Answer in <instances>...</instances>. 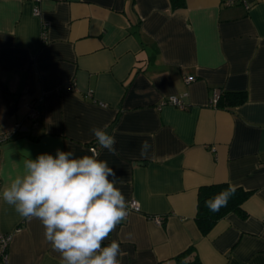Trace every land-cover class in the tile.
Instances as JSON below:
<instances>
[{"label":"crops","instance_id":"1","mask_svg":"<svg viewBox=\"0 0 264 264\" xmlns=\"http://www.w3.org/2000/svg\"><path fill=\"white\" fill-rule=\"evenodd\" d=\"M217 91L246 100L219 109ZM16 125L0 191L28 158L95 144L139 206L103 242H120L121 264H174L190 246L202 264H264V0H0V134ZM105 125L115 154L90 131ZM222 183L250 193L246 217L202 236L198 190ZM4 235L8 264H60L41 222L0 199Z\"/></svg>","mask_w":264,"mask_h":264},{"label":"clouds","instance_id":"2","mask_svg":"<svg viewBox=\"0 0 264 264\" xmlns=\"http://www.w3.org/2000/svg\"><path fill=\"white\" fill-rule=\"evenodd\" d=\"M106 127L93 126L90 131L102 148L115 154V136ZM150 147L142 141L141 158H148ZM117 182L108 162L96 154L74 157L72 151L57 149L55 156L43 153L26 159L23 173L3 186L0 199L21 218L41 222L44 239L59 253L60 264H121L120 242L103 243L128 216ZM234 194L229 185L207 199L205 206L218 212Z\"/></svg>","mask_w":264,"mask_h":264},{"label":"trees","instance_id":"3","mask_svg":"<svg viewBox=\"0 0 264 264\" xmlns=\"http://www.w3.org/2000/svg\"><path fill=\"white\" fill-rule=\"evenodd\" d=\"M246 94L223 92L219 94L216 108L229 109L244 103ZM227 184H211L201 187L197 195V212L195 223L202 236H206L217 224L218 221L225 218L231 213H235L241 218L246 217L242 210V204L248 199L250 193L242 189H235V194L229 199L226 207H221L218 212H211L205 206V201L210 199L221 190L228 188ZM174 264H202L193 246L188 247L185 251L174 257Z\"/></svg>","mask_w":264,"mask_h":264},{"label":"built area","instance_id":"4","mask_svg":"<svg viewBox=\"0 0 264 264\" xmlns=\"http://www.w3.org/2000/svg\"><path fill=\"white\" fill-rule=\"evenodd\" d=\"M34 14H38V11L35 10ZM194 79L191 77H186L184 78V81L189 84L193 81ZM219 92H215L214 93V97L212 99V106L215 107L217 99L219 97ZM165 104H169L178 108H184V106L182 105V103L179 101V99H177L176 97H169L167 99H164L160 102V106H163ZM38 117V111L35 109V106L33 105V103H30V112H29V118L35 122L36 119ZM20 129V125H16L13 130L7 132V133H2L0 134V143L7 141L9 139H11L16 131ZM91 154H96L97 155V150L98 148L95 146V144L91 145L89 147ZM128 213L129 212H138L139 211V206L138 203L134 200L129 201L128 203ZM154 221H156L158 224H160L162 222V218L160 217H155ZM12 240V235H4L1 237L0 239V264H8V252L7 249L9 247V244Z\"/></svg>","mask_w":264,"mask_h":264}]
</instances>
